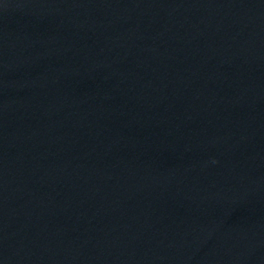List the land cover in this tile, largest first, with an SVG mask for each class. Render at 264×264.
Listing matches in <instances>:
<instances>
[{"label":"water","instance_id":"95a60500","mask_svg":"<svg viewBox=\"0 0 264 264\" xmlns=\"http://www.w3.org/2000/svg\"><path fill=\"white\" fill-rule=\"evenodd\" d=\"M0 264H264V0H0Z\"/></svg>","mask_w":264,"mask_h":264}]
</instances>
